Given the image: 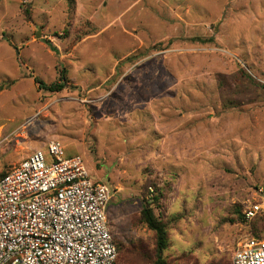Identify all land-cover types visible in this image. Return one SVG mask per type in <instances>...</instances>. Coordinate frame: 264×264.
I'll return each mask as SVG.
<instances>
[{"label": "rangeland", "instance_id": "rangeland-1", "mask_svg": "<svg viewBox=\"0 0 264 264\" xmlns=\"http://www.w3.org/2000/svg\"><path fill=\"white\" fill-rule=\"evenodd\" d=\"M51 140L111 191L118 264H155L144 200L165 264H231L264 239V0H0V175Z\"/></svg>", "mask_w": 264, "mask_h": 264}, {"label": "built area", "instance_id": "built-area-1", "mask_svg": "<svg viewBox=\"0 0 264 264\" xmlns=\"http://www.w3.org/2000/svg\"><path fill=\"white\" fill-rule=\"evenodd\" d=\"M82 159L51 140L0 177V264H118L106 215L112 193ZM231 264H264V239L246 238Z\"/></svg>", "mask_w": 264, "mask_h": 264}, {"label": "trees", "instance_id": "trees-1", "mask_svg": "<svg viewBox=\"0 0 264 264\" xmlns=\"http://www.w3.org/2000/svg\"><path fill=\"white\" fill-rule=\"evenodd\" d=\"M25 11V10H24ZM28 13V12H26ZM202 42H211L212 39H201ZM34 81H36L37 86L39 89L49 91V92H58L61 91L63 88L67 86L66 78L65 75L62 72H60V79H58L55 82L52 83H44L40 78L35 77ZM6 173V172H5ZM5 173L0 175L2 177ZM154 201L157 199L154 197ZM140 217L146 226L151 229L154 234H155V248H156V253H155V264H165V259L163 256V252L167 248L168 245V237H167V229L165 227V224L163 223L162 220H160L154 213V209L149 203L148 200H144L143 204L141 205V211H140ZM258 238V237H256ZM113 239L116 244L117 249V263L119 260V252L120 249L118 247V243L116 242L114 236Z\"/></svg>", "mask_w": 264, "mask_h": 264}]
</instances>
